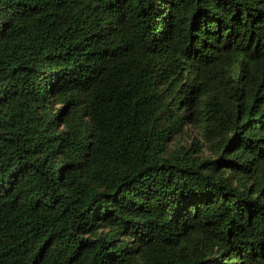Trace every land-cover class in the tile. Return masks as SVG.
<instances>
[{
    "label": "trees",
    "instance_id": "1",
    "mask_svg": "<svg viewBox=\"0 0 264 264\" xmlns=\"http://www.w3.org/2000/svg\"><path fill=\"white\" fill-rule=\"evenodd\" d=\"M0 264H264V0H0Z\"/></svg>",
    "mask_w": 264,
    "mask_h": 264
}]
</instances>
